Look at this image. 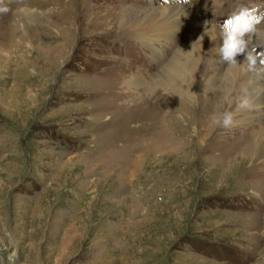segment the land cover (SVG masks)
<instances>
[{
	"label": "rangeland",
	"instance_id": "1",
	"mask_svg": "<svg viewBox=\"0 0 264 264\" xmlns=\"http://www.w3.org/2000/svg\"><path fill=\"white\" fill-rule=\"evenodd\" d=\"M11 1L0 27V264H264V145H240L264 130V106L249 114L260 113L258 123L242 117L241 126L225 127L221 119L204 141L164 138L173 127L152 117L136 130L145 139L136 141L134 162L121 151L117 171L101 163L121 104L132 102L121 92L163 80L188 35L156 42L154 53L131 33L132 19L183 6L198 9L204 24L201 0ZM215 6L211 24L221 33L241 8L264 17V0ZM256 28L247 42L264 36V18ZM209 46L196 74L217 83L202 94L223 86L236 111L239 96L264 101V82L253 93L240 77L246 53L218 63ZM254 47L264 51H246ZM193 116L179 122L190 124L189 136Z\"/></svg>",
	"mask_w": 264,
	"mask_h": 264
},
{
	"label": "bare ground",
	"instance_id": "2",
	"mask_svg": "<svg viewBox=\"0 0 264 264\" xmlns=\"http://www.w3.org/2000/svg\"><path fill=\"white\" fill-rule=\"evenodd\" d=\"M5 1L8 0H0V8H4L3 4ZM218 1H200L201 8L207 12L204 24L197 17L198 9L191 11L190 7L184 8L183 6H173L172 9L166 10V12L157 16L144 14V21L132 19L134 28H132L131 33L133 36L138 37L142 44L146 45L154 53H157L155 52L156 42L165 41L167 44L173 42L186 29L188 30V35L187 39L183 40L185 42L177 58L164 69L165 78L163 80H153V82L147 79L139 82L137 80L134 86L125 87V90L121 92L120 99L124 100L131 95L130 100L132 102L121 104V117L115 124H111V126L114 124V131L110 136L106 137L105 146L100 152L101 163L105 171H117V167H119L117 159L121 155V151H126L129 159H134L128 165L137 159L139 151L136 141L137 139H145V135L142 134L138 137L136 130L138 128L151 127L152 117L155 120L158 119L154 123L158 127L163 129L173 127L170 133L164 134V138L170 135L171 138L183 141H190L191 138H197L201 141L207 140L226 114L231 115L232 122L230 126L232 127L241 126L244 123V118L242 117H246L249 124H256L262 120L260 113L249 117L252 110L263 108L264 101L260 96L253 94L246 99H241L240 96L237 97L239 100L244 101V105L240 110L236 111L234 106L236 100L229 98L223 86L218 87L215 92L206 94V96L202 94L203 89L217 83L215 82L217 77L214 75L207 77L206 73L204 76L202 75L203 77L197 76V68L195 69V66L199 65L203 55L201 57L198 56L204 51L205 46L210 45L209 48L212 50L213 55L212 60H218V63L222 61L220 49L224 43V35L220 31L217 32L213 24H211V21L215 20L214 13L217 7L215 5ZM15 7H20L19 1L16 2ZM24 13V10L17 9L15 18L20 20ZM9 15L8 11L0 12V27L4 28L6 26L10 19ZM248 45H259L260 48H264V36L251 37ZM192 59H195V62L191 66L188 61ZM240 77L242 82H247L246 86L248 85L247 89L249 92L255 93L258 91L260 84L264 82V69L258 70L255 65L249 64ZM138 85L141 86L135 91L133 87ZM231 87H233V84L230 89ZM132 89H134V92H132ZM159 91H162V94L158 93ZM160 99H163L162 103H160ZM159 105H161V108L158 109ZM227 108L228 111L226 110ZM189 114L194 115L190 119L195 120L196 123L195 134L190 136L189 133L191 131L188 126L190 124L184 127L179 125V122L186 120ZM176 124L178 125L177 127H175ZM251 137L248 142L247 140L242 141L240 145L245 147L251 145L258 149L264 145V130L253 134Z\"/></svg>",
	"mask_w": 264,
	"mask_h": 264
},
{
	"label": "clouds",
	"instance_id": "3",
	"mask_svg": "<svg viewBox=\"0 0 264 264\" xmlns=\"http://www.w3.org/2000/svg\"><path fill=\"white\" fill-rule=\"evenodd\" d=\"M6 11L7 8H0V12ZM255 11L256 9L241 8L239 14L224 21V43L220 49L224 61L230 64L235 63L238 55L246 53V61L250 65H255L258 60L261 65H264V51H257L255 47L251 51H246L248 47V42L245 40L246 34L258 32L256 25L260 24L261 19L264 18H257L254 15ZM231 122V115L226 114L223 118V125L227 127Z\"/></svg>",
	"mask_w": 264,
	"mask_h": 264
}]
</instances>
